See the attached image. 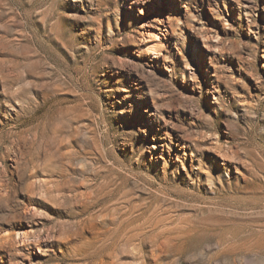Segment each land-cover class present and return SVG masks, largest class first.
Here are the masks:
<instances>
[{
    "label": "rangeland",
    "instance_id": "obj_1",
    "mask_svg": "<svg viewBox=\"0 0 264 264\" xmlns=\"http://www.w3.org/2000/svg\"><path fill=\"white\" fill-rule=\"evenodd\" d=\"M0 264H264V0H0Z\"/></svg>",
    "mask_w": 264,
    "mask_h": 264
},
{
    "label": "bare ground",
    "instance_id": "obj_2",
    "mask_svg": "<svg viewBox=\"0 0 264 264\" xmlns=\"http://www.w3.org/2000/svg\"><path fill=\"white\" fill-rule=\"evenodd\" d=\"M142 42L145 45V53L152 58H158L161 54L163 43L158 33L154 31H146L143 34Z\"/></svg>",
    "mask_w": 264,
    "mask_h": 264
}]
</instances>
